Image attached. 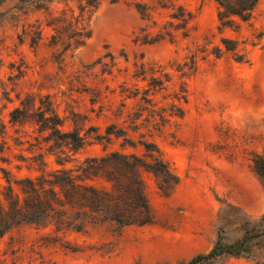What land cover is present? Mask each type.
<instances>
[{
    "label": "rangeland",
    "instance_id": "rangeland-1",
    "mask_svg": "<svg viewBox=\"0 0 264 264\" xmlns=\"http://www.w3.org/2000/svg\"><path fill=\"white\" fill-rule=\"evenodd\" d=\"M80 2L52 0L48 11L19 9L22 0L0 3V120L6 125L0 136V198L7 179L23 196L19 182L28 177L43 184L52 200L51 189L65 201L49 183L55 173L64 169L75 177L86 158L113 151L144 157L141 140L158 146L178 181L166 190L154 174L140 170L152 214L143 225L100 220L76 230L53 215L13 226L0 237V264H182L208 251L223 223L228 239L239 237L240 216L255 220L264 213V188L252 161L264 154V0L236 29L218 28L215 0H99L85 22L90 37L58 54L61 46L52 45L46 21L62 11L75 17ZM179 6L192 14L185 36L170 27L176 23L170 14ZM168 29L172 39L144 41ZM222 38L237 42L242 61ZM141 64L145 73L137 76ZM165 74L166 87L151 88L152 101H144L152 78L165 80ZM182 86L185 97L175 99ZM136 89V97H127ZM27 96L34 97V108L48 96L64 118L61 130L76 127L87 143L74 152L64 138L49 139L32 114L12 122L11 110ZM172 103L181 111L171 113ZM150 108L164 109V120ZM110 124L136 146L123 137H97ZM86 182L110 189L100 176ZM219 264L255 263L228 257Z\"/></svg>",
    "mask_w": 264,
    "mask_h": 264
},
{
    "label": "trees",
    "instance_id": "trees-1",
    "mask_svg": "<svg viewBox=\"0 0 264 264\" xmlns=\"http://www.w3.org/2000/svg\"><path fill=\"white\" fill-rule=\"evenodd\" d=\"M5 0H0V3ZM52 0H22L19 9L32 8L34 10L44 9L48 11V3ZM218 4L217 18L219 29L234 28L239 26L240 22H246L251 18L252 12L259 0H215ZM99 0H81L78 4V14L75 17H68L65 11L59 16H52L46 21L52 33L50 41L52 45H60L61 50L58 54H64L73 51L82 46L91 31L85 23L93 12L97 9ZM140 7V5H139ZM178 12H172L171 18L176 23L170 22L171 29H182V34L186 35V25L191 20L192 14L186 12L179 6ZM142 17H145L144 10L140 11ZM50 14V12H49ZM236 19L238 21H236ZM38 37H33L34 41L40 38L41 30L37 31ZM168 35L172 39L171 30L164 33H158L150 40L145 42H154ZM221 43L227 51L235 55V59L242 61L243 54L237 50V42L232 39L222 38ZM220 48L216 47L215 54L219 55ZM194 66V57L191 60L192 68ZM145 73L144 64L140 65V70L135 75ZM166 79L154 77L153 83L143 92L144 101H152L148 98V91L153 89H163L164 82L170 80L168 74ZM127 91V90H125ZM128 93L127 97H136L139 90ZM180 93H175L174 98L185 97V88L182 86ZM34 97L27 96L20 101V106L13 108L10 112L12 122L23 119L24 116L32 114L34 121L39 125V130H48V138L57 140L64 138L72 151L77 152L86 143V135H81L75 127L71 131L63 132L61 127L64 125V118L54 108V105L48 96L40 98L39 104L34 108ZM171 113L181 111L174 103L170 104ZM151 115H158L160 120H164L162 111L156 112L149 109ZM116 125L106 126L103 135H97L99 138L109 139V136L123 137L125 143L130 142L132 147L136 144L125 136L124 130H115ZM6 125L0 120V136L5 133ZM143 146V156L135 153H121L113 151L102 156L86 158L78 170L75 177L66 174V170L61 169L54 174V180H49L50 185H57L64 200L57 197L53 189L50 193L55 195L52 198L46 196V189L43 184L35 182L32 178H24L19 182V189L23 196L14 192L10 180L0 198V237L11 227L20 223H40L49 217L57 218L58 224L72 226L76 230L83 229L87 221L111 220L119 226L137 224L143 225L151 222L152 214L148 200L144 192V184L140 177V170L144 169L151 172L162 182L166 190L174 186L178 178L169 170L167 163L161 158L158 146L153 142L140 141ZM123 145H125L123 143ZM147 157L149 160H147ZM253 167L264 188V154H255ZM61 173V174H60ZM96 176L104 178L110 183V189L99 188L86 181ZM18 183V182H17ZM49 191V190H48ZM57 202L62 208H56L53 202ZM64 205L77 210L67 212L63 209ZM52 211V212H51ZM225 223L219 225L215 242L211 248L203 253H198L188 261L182 264H219V262L228 257L245 258L253 261L255 264H264V213L255 220H249L243 216L239 217L238 227L241 228L240 236L236 239H228Z\"/></svg>",
    "mask_w": 264,
    "mask_h": 264
}]
</instances>
